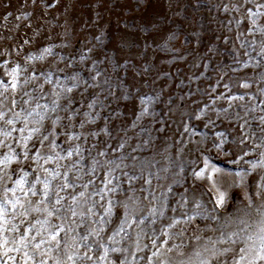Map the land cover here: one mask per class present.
<instances>
[{
  "label": "rangeland",
  "instance_id": "rangeland-1",
  "mask_svg": "<svg viewBox=\"0 0 264 264\" xmlns=\"http://www.w3.org/2000/svg\"><path fill=\"white\" fill-rule=\"evenodd\" d=\"M0 264H264V0H0Z\"/></svg>",
  "mask_w": 264,
  "mask_h": 264
}]
</instances>
